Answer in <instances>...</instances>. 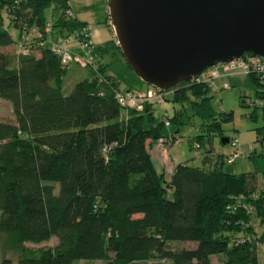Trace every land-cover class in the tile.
<instances>
[{
    "label": "trees",
    "instance_id": "1",
    "mask_svg": "<svg viewBox=\"0 0 264 264\" xmlns=\"http://www.w3.org/2000/svg\"><path fill=\"white\" fill-rule=\"evenodd\" d=\"M68 1L0 0V98L14 114L13 121L0 120V234L19 251L16 264H211L217 255L223 256L218 264H259L264 127L253 141L260 146L247 156L254 171L235 174L226 156L203 153L208 167L179 161L167 180L151 148L160 138L166 148L178 132L163 136L162 121L146 127L151 105L122 109L118 86L101 62L106 48L95 45ZM88 40L93 59L85 66L64 64L52 49L60 44L79 54ZM73 65L90 70V77L67 92ZM250 78L258 86L255 95L264 96V82ZM169 92L166 101H189L202 120L205 133L193 145L200 148L210 131L220 129L210 88L180 82ZM177 115L170 122L182 123ZM52 237L54 246H24ZM185 241L194 247L173 245Z\"/></svg>",
    "mask_w": 264,
    "mask_h": 264
},
{
    "label": "water",
    "instance_id": "2",
    "mask_svg": "<svg viewBox=\"0 0 264 264\" xmlns=\"http://www.w3.org/2000/svg\"><path fill=\"white\" fill-rule=\"evenodd\" d=\"M119 49L144 82L169 89L217 62L264 59V0H107ZM228 137H222L223 144Z\"/></svg>",
    "mask_w": 264,
    "mask_h": 264
},
{
    "label": "rangeland",
    "instance_id": "3",
    "mask_svg": "<svg viewBox=\"0 0 264 264\" xmlns=\"http://www.w3.org/2000/svg\"><path fill=\"white\" fill-rule=\"evenodd\" d=\"M71 11L80 19L86 20L91 30V37L95 45L105 47L101 52V62L106 68V75L110 76L117 84L120 92L145 90L153 85L142 81L135 72L130 68L125 58L122 56L118 48L117 40L110 26L109 19L106 18V2L105 0H69ZM108 6V3H107ZM53 17H58V11L53 12ZM16 41L17 36L12 32ZM31 35L36 36L35 31L31 30ZM109 44H108V43ZM107 46V47H106ZM37 50H35L36 52ZM9 53L13 54L14 49H9ZM248 57V56H245ZM83 77H90V70L79 68L73 65L70 74L66 78L65 89L67 92L73 87L74 83ZM225 77V78H224ZM224 78V79H222ZM230 84L229 88H221L223 82ZM218 90H210L211 107L216 114V120L220 124L219 131H210L205 137V142L201 144L200 148H195V136L205 133L201 130L202 120L195 115L192 105L189 101L184 103H173L170 100L164 103L155 104L153 109V119H145L144 125L157 126L163 119V115L167 113L168 118L179 117L182 123L172 121L170 126L163 125V136L178 134L176 141L170 146V156L175 161L186 162L191 166L208 167L204 161L202 154L206 153L210 158H217L219 156H227L231 151L229 143L223 144L222 137L237 138L242 151V154L230 165V171L235 174L252 172L255 169L253 160L247 157L248 144L255 141L258 135V128L264 127V110H254L242 102L243 95H248L249 99L253 97L257 84L250 78L249 75L243 73H228L227 75H220L215 80ZM178 85V84H177ZM176 85V86H177ZM174 88V87H172ZM164 89L167 94V99L171 98L169 90ZM251 96V97H250ZM229 114V120H221L219 115L224 117ZM0 120L13 121L14 114L12 106L9 101L0 98ZM171 121V120H170ZM174 131L178 133H174ZM256 146H259L255 142ZM159 145V144H158ZM228 164L224 163V169ZM264 187V182H262ZM256 221L255 217H252ZM259 233H264V226L259 223L256 227ZM243 234H240V236ZM7 238L0 234V264H16L19 251L16 248L8 247ZM57 239L52 237L49 241L39 244L24 243V246L31 249L40 247L54 246ZM177 248H191L194 244L189 241L183 243H174ZM258 263L264 264V247L258 248ZM223 259L222 255L212 256L211 264H218ZM155 261V259H151ZM99 263V262H95ZM74 264H86L84 261H79Z\"/></svg>",
    "mask_w": 264,
    "mask_h": 264
},
{
    "label": "built area",
    "instance_id": "4",
    "mask_svg": "<svg viewBox=\"0 0 264 264\" xmlns=\"http://www.w3.org/2000/svg\"><path fill=\"white\" fill-rule=\"evenodd\" d=\"M86 33L87 35L91 34L90 27L86 28ZM52 49L56 53L61 55L62 62L64 64H66L70 60H74L79 62L82 66H85L89 60L93 59L92 56L89 58L93 51L90 40L81 43V53L79 54H71L67 48L61 46L60 44L52 46ZM24 53H26L25 50H23V54ZM233 72L243 73L249 76L254 75L261 82H264V59L257 56H248L234 59L228 62H217L213 66L204 70L199 76L193 77L189 82L206 84L210 88V90L213 89L216 91L219 89L215 82L216 78L221 74L227 75L228 73L230 74ZM229 86L230 84L228 82H223L221 88H229ZM255 93L256 92H254L253 97L250 96V99L248 95H243L242 102H246V104L253 109L256 107L264 108V96L261 95L260 97H258L255 95ZM167 94L168 93H166L164 89L150 86L145 90L127 91L125 93H122L118 90L116 92V99L125 112L129 109L143 111L146 105H151L153 107L155 104L164 103L166 101ZM162 122L165 126L170 125L171 122L168 118L167 113L163 115ZM163 142V138L158 139L159 146H162ZM228 143L230 144L232 149L226 156V162L230 164L233 163L242 154V151L240 149L241 145L239 144L236 137L230 138ZM263 144L264 141L261 143L262 148L264 147ZM254 145L255 144L253 142L248 144L247 156L254 150Z\"/></svg>",
    "mask_w": 264,
    "mask_h": 264
},
{
    "label": "crops",
    "instance_id": "5",
    "mask_svg": "<svg viewBox=\"0 0 264 264\" xmlns=\"http://www.w3.org/2000/svg\"><path fill=\"white\" fill-rule=\"evenodd\" d=\"M105 2H106V8H107L106 18H108L107 0H105ZM68 3L70 4V1H68ZM77 18H78V20H80L82 22H85L88 25V23L86 22V20L80 19L79 17H77ZM224 78H222V79H224ZM162 133H163V131H162ZM172 144L173 143L167 144L166 148H163L162 149L158 145V142H157V143H154L152 145V148H151V155H152L153 161L155 163V166L157 168V171L158 172H162L165 175V178L167 180L169 179V177H170V175L172 173V170H173L175 164L178 163V161H175L170 156V148L169 147L172 146ZM202 156H204V154H202ZM211 161H212V163L214 162L213 160H211Z\"/></svg>",
    "mask_w": 264,
    "mask_h": 264
}]
</instances>
